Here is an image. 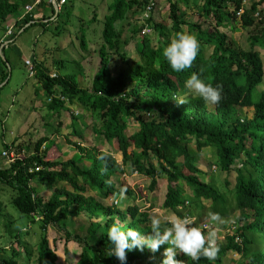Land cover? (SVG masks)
Wrapping results in <instances>:
<instances>
[{
    "label": "trees",
    "instance_id": "1",
    "mask_svg": "<svg viewBox=\"0 0 264 264\" xmlns=\"http://www.w3.org/2000/svg\"><path fill=\"white\" fill-rule=\"evenodd\" d=\"M147 1L109 2V13L105 15L101 29V44L96 50L100 57V69L93 79L91 91L81 88V82L75 79V75L57 73L56 78L50 77L52 70L46 61L40 62L33 53L36 78L49 98L46 106L56 113L65 111L67 105L79 100L85 112L72 116V133L84 137L79 124L82 115L88 116L89 113L98 119L99 122L92 127L97 136L103 135L107 141H113L122 151L124 164L129 163L133 171L149 176L151 189L157 185L158 175L166 176L169 190L164 205L178 213V206L184 203L182 181L198 198L211 199L216 209H223L227 202L218 188L205 183L199 176L203 171L198 168L197 162L205 147L214 149L220 165L228 166L239 154L244 159V168L240 170L235 185V199L242 215L253 219L245 229L262 235L264 242V89L258 88L263 81L264 62L260 51L256 50L257 46L264 47V11L260 9L264 0L253 2L242 15V24L248 27L255 23V12L263 11L262 19L255 25L259 27V33L251 36L247 49L230 41L228 34L222 30L227 26L233 27L237 9L242 7L244 0H201L200 19L189 25V38L178 35L183 23L180 3L188 6L192 1L170 0L173 43L160 40L155 46L150 37H140L136 44L141 58L139 62L121 49L122 33L116 29V24L135 4L144 5ZM21 6L18 0H0V23L15 17V24L20 29L35 21L32 16L18 20L16 13ZM91 21L97 22L95 15ZM206 21L210 22V26L204 29ZM38 24L41 23L34 22L32 25ZM41 25L47 28L44 23ZM154 27L160 37L168 36V27L163 23L157 22ZM140 30L133 27L132 35L140 34ZM87 31L88 28H81L80 35L78 33L81 44L85 46ZM167 43L168 46L174 44L177 53L165 47ZM207 48H211L209 53ZM16 50L21 56L20 50ZM2 52L4 58L0 50V85L9 80L8 66L11 62L6 50ZM190 81L201 85L200 94L190 91L187 87ZM53 95L55 97L52 98ZM62 95L68 100H62ZM130 98L134 100L132 103L127 101ZM211 102L215 105L212 109L208 107ZM251 106L254 107L252 119L245 118L241 122L237 107ZM131 118L138 124L133 133L128 132ZM248 138L252 140L251 145L247 144ZM47 142V138L39 139L35 150L39 153L46 144L49 151ZM76 148L77 152L67 160L47 159L44 152L43 156L38 154L18 159L8 169L0 168V190L2 185H7L16 191L12 202L22 214H39L41 222L50 225L64 223L68 218L84 213L91 222L88 238H94L100 231L95 243L81 246L76 264H142L139 260L143 264L220 262L221 258L215 255L217 248L210 249L207 244H201L197 258L183 263L186 255L171 253L173 245L162 241L158 234L153 239L154 249L151 250L143 240L145 234L154 232L146 226L147 214L138 217L136 206L124 210L120 204L106 205L95 196L86 194L90 188L105 199L122 197L124 193L131 195L133 191L129 187L117 188L111 179L117 171H123L122 166L110 153L101 152L95 145L88 148L76 144ZM35 163L43 169L29 172ZM36 176L48 185L64 181L74 190L58 188L49 201L43 202L29 184L30 178ZM100 218H104V222L98 221ZM118 219L126 223L120 226ZM67 236L71 237V234L67 233ZM78 238L79 242L86 243ZM37 245L36 264H57L55 248L46 235ZM65 250L67 253L68 250ZM166 250L169 252L165 255ZM244 251L248 254L249 248ZM13 252L10 258L0 261L1 264H19L16 259L18 252ZM257 259L263 260L264 264V250Z\"/></svg>",
    "mask_w": 264,
    "mask_h": 264
},
{
    "label": "rangeland",
    "instance_id": "2",
    "mask_svg": "<svg viewBox=\"0 0 264 264\" xmlns=\"http://www.w3.org/2000/svg\"><path fill=\"white\" fill-rule=\"evenodd\" d=\"M110 1L70 0L60 10L56 19L45 25L47 28L39 24L32 25L25 30L21 29L19 35L12 41H6V43L4 41L0 42V48L2 50L7 48L6 55L11 60L8 66L10 72L8 83L3 88H0V152L4 142H11L15 144L17 152L18 148H20L25 149L28 154H32L35 151L37 141L41 138H47V146L50 147L51 159L60 161L69 159L77 152L76 144L80 143L83 147L96 145L102 151H110L117 157L120 163L122 162V153L115 150L113 145L105 142L102 137H98L94 132L92 129L94 119L89 113L88 118L84 114L81 123H79L84 137L74 135L70 127L71 116L69 111H56V113H53L47 108L46 103L49 102V98L42 89L40 80L32 76V66L35 69V63L32 62L33 65L30 68L26 66L29 62V56L35 52L40 62L46 61V64L52 70L51 74L57 72L64 76L75 75V79L79 80L82 86L90 89L93 79L100 69V57L96 50L101 44V29L103 27L104 17L109 13ZM258 1L246 0L244 5L245 7H250L253 2ZM19 2L22 5V2ZM72 3L74 4L73 6ZM158 3L160 6L159 10L156 11L158 20L170 24L171 20L168 17L167 10L163 9V7H167L168 5L167 0H158ZM42 7L43 13L47 17L53 15V11L49 6L44 4ZM142 7L134 5L128 11L126 17L116 24V29L122 33L120 39L121 49L127 52L133 59H139L136 44H138L137 41L140 36H138V33L133 36L132 30L133 27H139L142 24ZM181 8L182 11L186 12L185 18L187 21L191 22L198 19V14L195 11L197 6L185 8L184 5H181ZM260 8L264 11V3ZM263 11L259 16L255 15L257 22L260 18L262 19ZM20 13L21 9L19 8L16 16ZM94 14L97 22L93 21L90 24L89 17ZM81 18L89 27L86 46L81 44L80 40L76 37L77 32L80 35ZM183 27L186 32V26ZM203 27L207 28L208 24L204 23ZM3 29L4 25L0 23V31H3ZM223 30L228 33L229 39L232 42L236 43L240 48L246 49L250 46V37L259 33V28L255 24L254 26L244 27L236 23L234 28L226 27ZM150 38L156 42L155 35L150 36ZM16 49L20 50L21 56H19ZM257 49L260 51L264 62V47L258 46ZM210 50L211 48L207 50V53ZM1 54L4 55L3 52ZM62 62H64L63 66L61 65ZM51 97L53 98L55 95ZM240 111L242 115L250 117L252 116L253 109L242 108ZM82 123H84V127ZM58 146L61 152L57 149ZM199 157L197 165L204 172L201 175L204 180L209 181L220 190H227L234 187L235 172L228 174L218 170L216 172L212 171L214 174L213 178L209 176L211 175L212 165L218 164L217 155L212 148L202 150ZM125 171L124 175H115L114 180L118 183V187H129L133 190V193L132 195H124L118 204H120L122 209L137 206L138 211H140L139 216L143 212L149 214L147 219L148 226H150L149 222L151 226H162V229L167 232L166 236L175 243L174 250L176 252L180 254L183 252L194 253L200 240L203 237L206 238L205 235H207V232L198 233L196 229L199 227L195 223L199 224L206 220L212 221L215 228L213 231L214 235L216 239L221 241L224 240L226 234L234 233L233 227L237 226L236 220L240 215L238 208L231 209L230 213L219 216L218 219H213L214 213L211 200H198L188 186L184 184V197L190 203L181 208L180 212H187L190 216L182 218L180 214L163 205L166 193L169 190L166 177L159 176L157 178V186L151 189V178L149 176L137 172L133 173L129 166ZM225 180L232 182L230 188L224 185ZM31 186L42 196L43 202L49 201L58 188L66 187L69 190H74L72 185L69 183L66 184L64 181L58 182L57 185H47L41 183L37 177L31 179ZM0 193L1 262L10 258L14 253L13 250H16L18 251L16 259L19 261V264H36L37 244L40 243L43 233L41 226L43 228L46 227V233L57 251L59 257L58 264H76L78 252L81 249L80 246L87 247V243H95L99 238L100 231H98L94 238H88V228L91 222L84 213L72 217L64 223H52L49 226L44 223L42 225V222L36 220L34 215L22 214L14 206L12 198L16 191L13 188L2 185ZM86 194L95 196L106 204H111L112 202L111 198H101L97 192L90 188ZM98 221L104 222V218H100ZM67 231L70 232L71 237L67 236ZM78 237L81 240H85L86 243L79 242ZM151 239V235L146 236L144 243L153 247L154 243ZM66 244L68 248L67 253L64 250ZM24 246H28V249L24 250ZM96 246L100 248L99 245ZM90 253L94 254L93 251H90ZM139 261L143 264L142 260ZM246 263L247 259L241 257V253L235 251L227 253L222 264Z\"/></svg>",
    "mask_w": 264,
    "mask_h": 264
},
{
    "label": "clouds",
    "instance_id": "3",
    "mask_svg": "<svg viewBox=\"0 0 264 264\" xmlns=\"http://www.w3.org/2000/svg\"><path fill=\"white\" fill-rule=\"evenodd\" d=\"M192 1V4H189L188 6H185V4H184V2H181L180 3V12H181V18H182V20H183V23L181 24V30H180V32H179V37L180 38H189V36H190V34H191V32L189 31V25L190 24H193V23H196V22H199V19H200V15H199V11H200V8H201V5H202V1L201 0H191ZM70 2V0H67L65 3H63V4H59V3H52V2H49V1H42V2H36V0H30V2L28 3V4H26V5H24L23 3H22V6L20 7V9L23 7V11H24V15L22 16V17H20L19 16V18H18V20L19 19H25L27 16H32L34 19H35V21H31L30 23H28V24H26L24 27H22V28H20L19 29V27L14 23V24H11V25H8L6 28H5V25L4 24H6V22L5 23H3L2 25H4V29H5V35H6V37L5 38H7V40H4V43H6L5 41H12L16 36H18L19 35V32H20V30L22 29V30H25L26 28H28V27H30L32 24H34V22H38V23H44L45 25L46 24H49L50 22H52L54 19H56V17L59 15V12H60V10L61 9H63L64 8V6L66 5V4H68ZM167 2H168V5H167V7L165 6V7H163V9H165V10H167V14H168V17H169V19L171 20V23L170 24H167V22H163V21H159L158 20V16L156 15V11L157 10H159V3H158V0H148L144 5H141V4H139V3H137V4H135L136 6H140V7H142L141 9L143 10V13H142V17H141V20H142V24L139 26V28L141 29L140 30V34L138 33V35H140V37H142V36H147V37H150V36H154L155 35V37H156V42H154L151 38V40L153 41V44L156 46L157 44L159 45V42H160V40H163V42H165L166 40H169V42L168 43H173V39H174V34H172V25H173V23H172V19L170 18V0H167ZM244 3H246V0H244V2H243V4H242V7H240L239 9H237V20H236V22H234L235 24L236 23H239V24H241V25H243L242 24V21H241V18H242V15L244 14V12H245V9L246 8H249V7H245V5H244ZM46 5V6H49L50 8H51V10L53 11V15L52 16H49V17H47L44 13H43V5ZM74 5V4H73ZM181 5H184L185 6V8H187V7H192V6H197V8H195L196 10V13L198 14V19L196 20V21H187V19L185 18V14H186V12H184V11H182V8H181ZM32 6V9L31 10H29V7H31ZM168 8V9H167ZM261 9V8H260ZM262 10V9H261ZM128 13V12H127ZM261 14V11H256L255 12V14H254V20H255V25H257V24H259V21L257 22L256 21V19H255V15L256 16H259ZM95 15V14H94ZM94 15H91L90 17H89V23L90 24H92L93 23V21H91L92 20V16H94ZM127 15V14H126ZM126 17V16H125ZM13 18H15V17H13ZM259 20H261V18L259 19ZM15 22H16V19H15ZM87 22V21H86ZM157 22H161V23H163L165 26H167L168 27V36L167 37H160L159 36V34L160 33H158L157 31H155V27H154V25L157 23ZM204 23H207L208 24V27L210 26V22L209 21H206V22H204ZM203 23V24H204ZM41 24H39V25H41ZM235 24L233 25V27L232 28H234V26H235ZM254 24L252 25V26H254ZM183 26H186V28H187V30H186V32L184 31V27ZM244 26V25H243ZM207 27V28H208ZM227 27H230V26H227ZM245 27V26H244ZM248 27H250V26H248ZM263 27H264V24H263ZM16 28H18V30H16ZM81 28H89L88 26H87V23H85L84 22V20L81 18V22H80V28H79V30L81 29ZM204 29H206L205 27H203ZM231 28V27H230ZM259 28V27H258ZM4 29H3V31H4ZM224 28H222V30H223ZM2 31V32H3ZM223 31H225V30H223ZM226 32V31H225ZM227 33V32H226ZM228 34V33H227ZM15 35V36H14ZM14 36V37H13ZM76 37L79 39V37H78V32H77V34H76ZM228 37H229V35H228ZM80 40V39H79ZM230 40V39H229ZM250 40H251V37H250ZM231 41V40H230ZM3 42V41H2ZM80 42H81V40H80ZM168 43L166 44V46L165 47H168V48H170L172 51H174V52H176L177 53V51H176V49H175V47H174V44H172L171 46H168ZM157 45V46H158ZM237 46V45H236ZM14 47V46H13ZM258 47V46H257ZM156 48V47H155ZM5 49V48H4ZM208 49V48H207ZM0 50H1V53H2V49L0 48ZM5 50H7V48L5 49ZM256 50H258V49H256ZM259 51V50H258ZM211 53V52H210ZM261 54V53H260ZM209 55V54H208ZM2 57L4 58V55L2 54ZM38 60H40V59H38ZM135 60H137V61H141V58H140V56H139V59H135ZM32 55H30L29 56V63H27L26 64V62H25V64H26V66L28 67V68H30L33 64H32ZM64 63V62H63ZM55 72V71H54ZM32 76H34V77H36V68L34 69V67L32 66ZM29 75H30V73H29ZM56 76H57V72H55V73H50V77H52V78H56ZM39 80V79H38ZM8 82V80H6L4 83H3V85L1 86L0 85V88H2L6 83ZM40 82V81H39ZM262 84V85H261ZM40 85H41V83H40ZM80 85V87L81 88H83V89H85V90H88V91H91V89H92V87H93V83H92V85H91V88L90 89H88V88H86V87H84V86H82L81 85V83L79 84ZM261 85V86H260ZM260 87H259V89L260 90H262V89H264V87H263V85H264V75H263V81H262V83H260ZM42 87V86H41ZM187 87L190 89V91H192L194 94H200L201 92H202V90H201V85H196V83L195 82H193V81H190L188 84H187ZM100 93V92H99ZM60 95H57V97H59ZM61 99L62 100H68L65 96H61ZM129 103H132L134 100L133 99H129V100H127ZM210 109H212L213 107H215V105L211 102V103H209V106H208ZM242 108H252L253 109V112H252V116H250V117H248V116H245V115H242V113H241V111H240V109H242ZM237 109L239 110V113H240V117H241V122H244V120H245V118H247V119H252V117H253V115H254V107L253 106H251V107H237ZM69 111V114H70V116H71V125H72V116L74 115V116H80V114H83L84 112H85V109L82 107V104L80 103V101L79 100H77L76 99V101H75V103L74 104H69V105H67V107L65 108V112L66 111ZM82 118H83V115H82V117H80V120H79V122L81 123V120H82ZM87 118H88V116H87ZM93 118V117H92ZM94 119V118H93ZM95 122H99V120L98 119H94V122H93V124H92V127H93V125H94V123ZM100 123H102L101 122V120H100ZM82 126L84 127L85 125H84V123H82ZM71 127V126H70ZM93 129V128H92ZM138 129V124L131 118L130 120H129V124H128V132L129 133H133L134 131H136ZM99 137H102L103 138V140L105 141V142H107V143H110L111 145H113V147L115 148V150H117V151H119V152H121L122 153V151H120L116 146H115V143L112 141V142H109V141H107V139L105 138V136H103V135H101V136H99ZM194 142V141H193ZM47 144H48V142H47ZM80 144V143H79ZM247 144L248 145H251L252 144V140L251 139H249L248 138V140H247ZM92 146H94V145H92ZM96 146V145H95ZM192 147H193V143H192V145H191ZM91 147V146H90ZM89 148V147H88ZM205 148H212V147H205ZM204 148V149H205ZM100 149V151L101 152H106V153H110L114 158H115V160H116V162L118 163V165L119 166H122V168H123V171H117L114 175H112L111 176V179L113 180V182L115 183V185H116V187L117 188H121L120 186L118 187V183H116V181L114 180L115 179V175H124L125 174V169H127V167L129 166L130 168H131V171L134 173V172H137V173H141V172H138V171H133V169H132V166L129 164V163H127V164H124L123 163V159H124V157H123V154H122V162L120 163L119 162V160L117 159V157L116 156H114L113 155V153L112 152H110V151H102L101 150V148H99ZM203 149V150H204ZM43 150H45V152H46V154H47V159H51V151H50V149H49V151H47V149H46V144H43V146L41 147V149H40V151H39V153L35 150L34 152H32V154L30 153V154H28L26 151H25V149H20V148H18V152L16 151V148H15V144L14 143H11V142H9V143H6V142H4V144H3V147H2V149H1V152H0V168H4V169H8V168H10V166H11V164H13V163H15L18 159H20V160H23L25 157H27V156H33V155H38V154H40L41 156H43ZM52 150H53V148H52ZM212 150L214 151V149L212 148ZM4 151H7V152H9V153H12L13 155H14V157H15V159L13 160V161H9V159L8 158H6V157H4L3 156V152ZM48 152V153H47ZM202 152V151H201ZM214 153L216 154V152L214 151ZM217 155V154H216ZM200 158V157H199ZM198 158V159H199ZM52 160V159H51ZM219 159H218V156H217V161H218ZM198 163V162H197ZM3 164V165H2ZM198 166V165H197ZM210 167H211V165H210ZM199 168V167H198ZM244 168V159L242 158V156H240L239 154L238 155H236L232 160H231V162L229 163V165L228 166H225V165H220V163H219V161H218V164H215V165H212V167H211V175H209L211 178H213L214 177V174L212 173V171H214V172H216V171H218V170H220V171H223V172H226V173H228V174H231L232 172H235L236 173V176H234V181H235V184H234V187L233 188H231V189H227V190H220L217 186H215L216 188H218V190H219V192H221V193H223L224 195H225V197L227 198V202H226V204H225V206H224V208L223 209H221V207L220 208H214V206H213V204H212V206H213V213H214V216H213V219H218V217L219 216H223V215H225V214H228V213H230V211H231V209H235V208H238L239 210H240V215H239V217H238V221H239V223H238V221L236 220V224H237V226H234L233 228H234V233H232V234H226L225 235V238H224V240L223 241H221V240H218V239H216V237H215V235H214V223L212 222V221H205V222H202V223H195L199 228L198 229H196V231L198 232V233H204V232H207V235H205L206 236V238H202L201 240H200V242L198 243V245H197V249H196V251L194 252V253H191V252H183V253H179V252H176L174 249H175V243L174 242H172L171 240H170V238H168L167 236H166V234H167V232L165 231V230H163L162 229V226H151V224H150V222H149V227L150 228H152L153 230H154V232H150V233H147V234H145L144 236H143V240L145 239V237L146 236H149V235H151L152 236V242H153V239H154V237H155V235H159L160 236V238L162 239V241H165V242H170L172 245H173V252H171V253H176V254H178V255H186V258L184 259V262L183 263H185L186 261H187V259H196L197 258V252L199 251V246L201 245V244H207V246L211 249V248H217L218 249V251L216 252V254L215 255H217L218 257H220L221 259H220V262H213V264H222L223 263V259L225 258V256H226V254L227 253H229V252H239V253H241V257H244V258H246L247 259V263L246 264H262V262H263V260H261V259H257V257H258V255L264 250V242L262 241V235H258L255 231H253L252 229H249V230H246L245 229V226L248 224V222H251L253 219L251 218V217H244L243 215H242V212H241V208L239 207V205L237 206V202H236V199H235V185H236V183H237V181H238V176H239V172H240V170L241 169H243ZM41 169H43V166H40V165H37V163H35L34 164V166H31L30 167V169H29V172H31V173H34V172H39ZM201 169V168H200ZM202 170V169H201ZM247 170V169H246ZM203 171V170H202ZM143 174V173H142ZM202 174H204V172H202V173H200V178L205 182V183H208V184H211L209 181H206V180H204L202 177H201V175ZM159 176H161V177H166L165 175H158L157 176V178H159ZM37 177V176H36ZM33 178V177H32ZM32 178H30V181H29V184H30V186H31V179ZM37 178H39V177H37ZM40 179V178H39ZM168 180V179H167ZM40 182L41 183H43L42 181H41V179H40ZM168 182V181H167ZM225 182V186L227 187V188H230V186H231V184H232V182H230V181H228V180H225L224 181ZM43 184H45V183H43ZM157 184H158V182H157ZM184 184L186 185V186H188L185 182H180V185H182L183 186V193H182V195H183V197H184V193H185V189H184ZM48 185V184H47ZM213 185V184H212ZM157 186V185H156ZM34 188V187H33ZM188 188L192 191V189L188 186ZM131 189V188H130ZM132 190V189H131ZM133 191V190H132ZM36 192V191H35ZM193 192V191H192ZM37 193V192H36ZM39 196H41L39 193H37ZM126 194H128V193H124L123 195H122V197L124 196V195H126ZM130 195V194H129ZM132 195V194H131ZM167 195H168V191H167V193H166V197H165V202H166V199H167ZM193 195L195 196V194H194V192H193ZM42 197V196H41ZM122 197H111V204L112 203H116V204H118L119 203V200L122 198ZM198 200H200V199H205V198H203V197H201V198H198L197 196H195ZM205 200H211V199H205ZM165 202L163 203V205L165 204ZM211 202H212V200H211ZM190 203V201L186 198V197H184V203H182V205H179L178 206V210H179V212H180V209L181 208H183V207H185L187 204H189ZM106 204V203H105ZM106 205H109V204H106ZM165 206V205H164ZM133 207V206H132ZM137 207V206H136ZM138 208V207H137ZM166 208H169V209H172V208H170V207H168V206H166ZM128 209V208H127ZM126 209V210H127ZM125 210V209H124ZM173 210V209H172ZM174 212H176L175 210H173ZM138 212V214L140 215V211H137ZM176 213H178V212H176ZM252 212H248V214H251ZM143 214H147L146 212H143V213H141V216H143ZM178 214H180V216L182 217V218H187L186 216H190V214L189 213H187V212H180V213H178ZM32 215H34V218L36 219V220H39V221H41L40 220V218H41V216L39 215V214H32ZM138 215V217H140ZM148 217H149V214H147V217H146V219H148ZM70 218H72V217H70ZM70 218H68V219H70ZM131 217H130V215H128V219H130ZM67 219V220H68ZM66 222V221H65ZM117 222H118V224L120 225V226H122V225H124V223H126V221H121L120 222V220L118 219L117 220ZM54 224H56V223H54ZM60 224V223H59ZM42 225H43V223H42ZM49 226V225H48ZM146 226H148V220H147V225ZM41 228L43 229V233H42V236H41V239H42V237L44 236V235H46L47 237H48V235H47V233H46V227L45 228H43L42 226H41ZM212 230V231H211ZM67 233H70L69 231H67ZM49 238V237H48ZM41 239H40V241H41ZM50 240V239H49ZM247 240H249V242L247 243ZM55 241V240H54ZM50 244H51V246H53L52 245V242L50 241ZM146 244V243H145ZM261 246L260 248H257L258 246ZM66 246V249L68 250V248H67V244L65 245ZM146 246H148L151 250H153L154 249V246L153 247H150V245H148V244H146ZM236 246H239V248H236ZM11 247V246H10ZM9 247V248H10ZM249 248V252H248V254H245V248ZM53 248H54V246H53ZM80 248H82L81 246H80ZM23 249L24 250H27L28 249V246H24L23 247ZM64 250H65V248H64ZM256 250V251H255ZM14 251V250H13ZM56 251V250H55ZM18 252V251H17ZM65 252H66V250H65ZM169 251H165L164 252V254L166 255L167 253H168ZM78 253H80V252H78ZM56 254H57V251H56ZM169 255V254H168ZM167 255V256H168ZM57 256H58V254H57ZM189 257H192V258H189ZM59 260V257H58V259H57V261ZM58 264V263H57Z\"/></svg>",
    "mask_w": 264,
    "mask_h": 264
},
{
    "label": "crops",
    "instance_id": "4",
    "mask_svg": "<svg viewBox=\"0 0 264 264\" xmlns=\"http://www.w3.org/2000/svg\"><path fill=\"white\" fill-rule=\"evenodd\" d=\"M18 1H21L24 5L28 4L30 2V0H18ZM24 15V11H23V7L21 8V13L19 14L20 17H22ZM23 18V17H22ZM15 23V18L13 17H10L6 24L5 25V28L8 26V25H11V24H14ZM6 35H5V29L4 31H0V42L4 41V40H7V38H5ZM6 42V41H5Z\"/></svg>",
    "mask_w": 264,
    "mask_h": 264
},
{
    "label": "built area",
    "instance_id": "5",
    "mask_svg": "<svg viewBox=\"0 0 264 264\" xmlns=\"http://www.w3.org/2000/svg\"><path fill=\"white\" fill-rule=\"evenodd\" d=\"M42 1H49V2H52V3H55L56 2V3H59V4H63L67 0H36V2H42ZM31 9H32V6L29 7V10H31ZM3 156L6 157V158H8L9 161H13L15 159L14 155L12 153L7 152V151H4L3 152Z\"/></svg>",
    "mask_w": 264,
    "mask_h": 264
}]
</instances>
